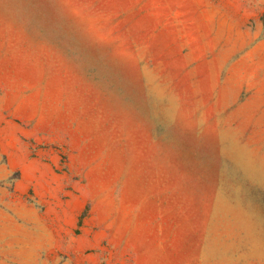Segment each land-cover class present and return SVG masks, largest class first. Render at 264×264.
I'll use <instances>...</instances> for the list:
<instances>
[{
	"label": "rangeland",
	"instance_id": "obj_1",
	"mask_svg": "<svg viewBox=\"0 0 264 264\" xmlns=\"http://www.w3.org/2000/svg\"><path fill=\"white\" fill-rule=\"evenodd\" d=\"M0 264H264V0H0Z\"/></svg>",
	"mask_w": 264,
	"mask_h": 264
}]
</instances>
